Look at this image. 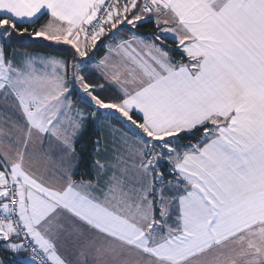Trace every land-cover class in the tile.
Returning a JSON list of instances; mask_svg holds the SVG:
<instances>
[{
    "label": "snow or ice",
    "instance_id": "6c2138e0",
    "mask_svg": "<svg viewBox=\"0 0 264 264\" xmlns=\"http://www.w3.org/2000/svg\"><path fill=\"white\" fill-rule=\"evenodd\" d=\"M0 109V264H264V0H0Z\"/></svg>",
    "mask_w": 264,
    "mask_h": 264
},
{
    "label": "trees",
    "instance_id": "16d2710c",
    "mask_svg": "<svg viewBox=\"0 0 264 264\" xmlns=\"http://www.w3.org/2000/svg\"><path fill=\"white\" fill-rule=\"evenodd\" d=\"M47 17H42L40 19L39 24L29 25L25 23L23 26L28 27L29 30L35 27H39L40 24H44L47 22ZM154 24H148L144 26L143 28L139 29L141 34H146L149 32L155 31ZM127 35V33H124ZM15 40L18 41L17 44H14L11 49L8 51H15V52H22V51H29L34 53H42L46 55H53L61 59H65L70 57L71 55V49L70 46L66 45H58L53 47H45L46 43L50 42H43L41 39H34L30 40L29 37L26 35L24 37H14ZM104 55L103 47H101L100 51L96 53V57L100 58ZM176 59H179V56H175ZM91 79L95 80L96 77L93 76ZM106 97H111L114 95V91L112 89H109L107 93H104ZM75 98V97H74ZM86 111H91V109L87 108L86 106H83ZM101 122V121H100ZM98 122L97 124L93 125L91 122H88L86 133L83 135V138L80 139L76 145V152L79 155H82V159L80 160V166L77 172V179H79L81 176H84L85 178H90L92 173L89 171L92 168V164L94 159H97V156L94 154L95 149V141L97 139L104 140L107 138V132H103L102 124ZM114 124L119 125V123L116 120H113ZM187 142V141H185Z\"/></svg>",
    "mask_w": 264,
    "mask_h": 264
},
{
    "label": "rangeland",
    "instance_id": "374dc122",
    "mask_svg": "<svg viewBox=\"0 0 264 264\" xmlns=\"http://www.w3.org/2000/svg\"><path fill=\"white\" fill-rule=\"evenodd\" d=\"M26 52H29V51H26ZM39 54H41V55H44V54H42V53H39ZM50 56H52V55H50ZM52 57H55V56H52ZM57 58V57H56ZM74 97H75V99H74ZM74 97H72V100H73V102L75 103V104H77L79 107H81V108H84L83 106H86L83 102H81L80 100H78L77 99V97L76 96H74ZM0 114H2L3 116H5V117H7V116H11L12 114L10 113V112H7L6 110H4V109H0ZM101 121V122H100ZM99 122L102 124V128H107L108 129V131H110V129L108 128V127H106V125H109V124H111L113 127H119V125H117V124H114V122H113V120H103V119H101ZM107 133H109V132H107Z\"/></svg>",
    "mask_w": 264,
    "mask_h": 264
},
{
    "label": "crops",
    "instance_id": "0c3cea01",
    "mask_svg": "<svg viewBox=\"0 0 264 264\" xmlns=\"http://www.w3.org/2000/svg\"><path fill=\"white\" fill-rule=\"evenodd\" d=\"M121 35H126V34H124V33H121ZM24 52H26V51H22V52H17V53H24ZM44 55H46V54H44ZM47 56H50V55H47ZM53 56V55H52ZM51 56V57H52ZM54 58H56V56L54 57ZM56 59H61V58H56ZM97 59H99V58H97ZM74 97V96H73ZM75 99V98H74ZM103 132H109L108 131V129L107 128H103ZM107 138L108 139H110V137H108V133H107ZM106 139V138H105ZM7 146V144H6V142H4V143H0V147H6ZM97 158H100V159H106L107 157H104V156H100V157H97Z\"/></svg>",
    "mask_w": 264,
    "mask_h": 264
}]
</instances>
